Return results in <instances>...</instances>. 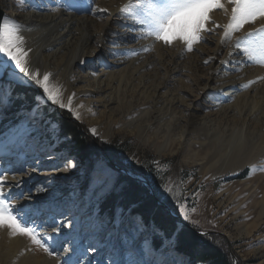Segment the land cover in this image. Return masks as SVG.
Returning a JSON list of instances; mask_svg holds the SVG:
<instances>
[{"label":"bare ground","instance_id":"1","mask_svg":"<svg viewBox=\"0 0 264 264\" xmlns=\"http://www.w3.org/2000/svg\"><path fill=\"white\" fill-rule=\"evenodd\" d=\"M95 3L107 9L106 13H98V18L89 11L93 7L87 2L60 0V3L42 6L38 0H27L21 7L18 1L0 0L4 17L18 21L26 28L22 35L26 49H31V66L42 73L52 74V82L63 86L65 101L73 97L72 106L80 121L94 126L96 134L103 133L104 137L110 138L115 131L114 124L120 120V132L158 146L156 149L160 157L166 152L175 156L184 147L192 154V163L201 165V172L210 174L212 180L228 173L239 176L248 167L257 168L263 163L264 79L260 77H264V68L251 66L245 57H240L232 47L234 42L222 44V28L206 33L207 45L203 47L206 54L202 57H186L183 45L179 43L177 48L169 50L157 46V58L154 52L142 51L141 56L129 57L127 54L152 43L150 40L135 39L139 33L132 31L131 22L122 18L119 9L129 0H95ZM57 6L60 11L50 14L49 10ZM216 16L217 12L213 14V19ZM251 30L253 27L246 25L243 32ZM110 34L117 45L125 46L119 48L125 57L118 56L109 47L107 39ZM209 58V66L205 67L204 60ZM186 59L190 60V64L184 74ZM249 81L256 82L244 90L242 86ZM94 97L97 102L89 99ZM137 105L144 109H147L145 106L152 107L150 111L154 114L145 123L138 121L137 125L127 129L123 123L131 118ZM165 111L168 113H163ZM196 142L201 146L207 143V154L214 149L218 151L212 155L210 162H206L207 157L202 159V155L200 157L198 152L193 151ZM8 143L0 146V157L4 155L0 162L2 165L10 161L13 153ZM175 146L181 148L174 150ZM41 156L42 159L36 160L38 163L33 166L22 163L17 167L6 165V171L14 187L27 188L23 195L28 201H39L49 206L54 203L52 188H45L39 196L36 187L49 179L65 184L63 188L70 190L72 173L67 166L63 169L50 165L42 167L48 161L54 162L55 157ZM257 174L264 178V171ZM31 175L39 178L33 186L29 179ZM251 189V193L256 192L255 188ZM53 211L56 213V209ZM63 225L73 236L72 245L76 244L75 240L84 244L83 248L90 250L96 264L114 263L109 257L114 248L98 250L93 247L99 239H96L98 234L90 230V223L76 218L74 221L65 220ZM42 226L51 243L55 242L51 234L57 227L51 224ZM258 226L259 221L251 226L244 225L241 232L251 236ZM1 233L0 264H59L60 259L56 256L42 258L37 255L27 239L19 236L10 238L6 230ZM146 235L140 230L138 241L149 256L146 264H150L154 250ZM110 243L112 246V241ZM257 254L264 253L257 250ZM179 258L176 264H186L185 257ZM142 259L139 254L137 263Z\"/></svg>","mask_w":264,"mask_h":264},{"label":"rangeland","instance_id":"2","mask_svg":"<svg viewBox=\"0 0 264 264\" xmlns=\"http://www.w3.org/2000/svg\"><path fill=\"white\" fill-rule=\"evenodd\" d=\"M15 1L19 2V0ZM38 1L42 6L60 3V0ZM75 1L87 2L93 8L97 7L95 0ZM97 15L99 16L98 13ZM97 15L95 18H98ZM222 15L223 13L217 11V16L214 19L221 25L228 22V18ZM255 27H259V24ZM246 33L243 31L236 33L229 43H235L237 38L246 35ZM206 37L205 33L204 40L195 46L193 52H184L186 57H202L206 54L204 51L208 39ZM114 41V36L110 34L107 39L109 47L118 56L125 57L124 52L119 51V48L125 46L113 47ZM115 43L118 44L116 41ZM176 45L166 47L161 43H156L154 51L151 52H154L157 58V46L169 50L177 48ZM235 50L239 52L240 57L244 58L238 49L235 48ZM189 64L190 60L186 59L182 73L186 74ZM204 66L207 67L209 64ZM0 84H3L5 90L11 93L10 100L0 104V146L16 139L14 143H8V148L13 151L10 161L3 165L0 163V176L7 177L5 192L10 198L20 197L15 201L16 209L22 213H27V216L23 218L38 228L40 234L45 237L50 250H53L54 254L52 256H56L58 260L60 259L59 264H96L90 250L83 248L84 244H80L75 240L77 245H72L73 236L67 233V229L63 225L65 220L71 219L74 221L76 218L90 223L92 225L90 230L92 229V232L98 234L96 239L99 240L94 244V248L98 250L109 247L114 248L109 255V257H112L110 262L114 261L113 264H146L149 262V256L145 254L144 249H141L142 243L138 241L140 230L147 234L145 236L147 242L153 245L154 251L151 253H153L154 258L152 264H176L179 263V256L186 258V264H192L188 256L178 255L174 238H167L159 228L146 225L140 216L130 215L120 211V209L113 212V214L104 213L100 210V203L103 198L120 190L118 181L121 175L137 180L143 187L148 189L150 194L155 195L158 204L164 208L166 206L178 218L173 217L178 226L191 227L199 234L206 233V235H201L204 241L214 243L223 250L228 254L233 264H264V254H257V250H262L264 253V178L257 174L262 172L259 169L264 167V161L260 166H257L256 171H252L255 166L248 167L239 176H232L228 173L212 180L209 177L210 174L206 175L201 172V165L192 163V160H190L192 154H189L184 147L179 149L181 152L175 156L166 152L162 153L160 157L156 149L158 146L149 141L144 143L123 131L120 132V120L114 124L115 131L110 138L104 137L103 133L93 136L91 129L94 126L91 127L88 123L76 119L66 109L44 104L37 106L33 101L34 89L15 83L9 84L7 79H2ZM89 99L97 102L95 97ZM233 102L234 100L229 103L233 104ZM142 107L137 105L131 118L123 123L128 127L127 129L132 128L134 124L137 125L138 121L145 123L154 114L151 113L153 111H150L152 107L150 109L148 106H145L147 109ZM139 112H142L145 118ZM163 113H168V111ZM64 115L70 116L72 120L84 127L93 139L107 148L106 151L108 152L100 154L101 156L96 160L94 170L91 172L86 170L80 160L71 154L66 139L60 136V127L56 119L62 118ZM132 116L134 117L132 118ZM22 133L23 135H20ZM197 143L193 145V151L198 152L200 157L203 156L202 159L207 157V163L212 159V155L214 156L218 152L214 149L211 151V155L207 154L209 153L207 143L202 146L199 143L197 145ZM179 147L175 146L174 150ZM41 154H46L50 158L55 157L54 162L48 161L45 163H48L47 166L44 164L42 167L56 166L58 169H63L67 166L70 167L72 173V189L70 190L63 188L65 184L49 179L44 180L41 185L39 184L36 187L39 196L45 188H52L54 203L49 206L46 204L45 206L44 203L42 204L39 201H28V198L24 196L27 188L22 190L21 187H14L6 171V165L17 167L22 163L24 166H33L38 163L36 160L42 159ZM3 156L0 157V162ZM17 158L21 160H16ZM16 161H18V164H15ZM29 179L31 186L38 183L39 180L34 175H31ZM165 186L172 189L176 200L171 197L164 199L166 194H163V188ZM250 186L255 188V193H251L252 187L250 188ZM30 191L32 190L30 189ZM177 201L185 206L186 211L189 212L191 222L183 221L178 215ZM53 209H56V213ZM258 221L259 226L251 236L241 232L244 225L251 226ZM42 224H51L57 227L55 232H51L54 241L56 240L55 242L51 243ZM1 235L0 231V238ZM23 238L29 241L37 255L40 254L39 256L42 258L48 255L42 249L33 245L27 237ZM111 241L112 246H110ZM158 244L162 247L159 248ZM119 245L120 247L117 249ZM139 254L143 259L142 262L137 263Z\"/></svg>","mask_w":264,"mask_h":264},{"label":"snow or ice","instance_id":"3","mask_svg":"<svg viewBox=\"0 0 264 264\" xmlns=\"http://www.w3.org/2000/svg\"><path fill=\"white\" fill-rule=\"evenodd\" d=\"M24 3L26 0H19L21 7ZM58 11V6L49 10L50 14ZM89 11L96 16L97 13H106L107 9L97 6L89 8ZM119 11L122 18L131 22V30L139 33L135 39L152 42L142 50L127 54L129 57L138 56L141 51H154L156 43L166 47L179 43L183 45L184 52L191 53L204 40L205 33H214L219 28L223 29L221 43L226 44L232 41L236 33L244 31L246 25H250L253 30L237 38L232 47L238 49L251 66L264 67V0H129ZM217 11L228 18L226 24L221 25L213 19V14ZM257 24L259 27H255ZM25 30L20 22L0 17V69H3V77L0 79H7L9 84L15 83L34 89L33 101L37 106L44 104L66 109L79 119V114L72 106L73 97L65 101L63 86L52 82V74L42 73L31 66V49H26L22 35ZM113 47L119 45L114 41ZM210 59H205L204 63L207 65ZM255 82L249 81L242 87L247 90ZM10 97L11 93L0 84V104L8 102ZM91 133L95 136L96 129H91ZM256 170L253 167L252 171ZM259 171H264V168ZM6 179L7 177L0 176V231L6 230L10 238L27 237L33 245L52 256L53 250H50L45 237L34 224L23 218L27 213L16 209L15 201L20 197L10 198L6 195ZM163 194H166L164 199L171 197L176 200L172 189L167 186L163 188ZM177 212L183 221L191 222L189 212L178 201Z\"/></svg>","mask_w":264,"mask_h":264},{"label":"trees","instance_id":"4","mask_svg":"<svg viewBox=\"0 0 264 264\" xmlns=\"http://www.w3.org/2000/svg\"><path fill=\"white\" fill-rule=\"evenodd\" d=\"M56 120L59 123L60 136L66 139L71 154L80 160L86 170L93 171L96 160L108 152L107 148L93 139L70 116L64 115ZM118 185V192L105 196L101 201L102 212L113 214L120 209L130 215L140 216L146 225L159 228L167 238H174L178 255L188 256L192 264H233L228 254L214 243L204 241L193 228L178 226L177 221L158 204L155 195L150 194L140 182L121 175ZM171 210L173 211L172 208ZM157 246L162 247L160 244Z\"/></svg>","mask_w":264,"mask_h":264},{"label":"water","instance_id":"5","mask_svg":"<svg viewBox=\"0 0 264 264\" xmlns=\"http://www.w3.org/2000/svg\"><path fill=\"white\" fill-rule=\"evenodd\" d=\"M0 17H4V12L0 9ZM0 77H3V69H0ZM2 79H0V81H1ZM145 183V182H144ZM165 209L168 211V213L172 216V217H174V218H176V219H178L173 213H171L170 211H169V209L165 206Z\"/></svg>","mask_w":264,"mask_h":264}]
</instances>
